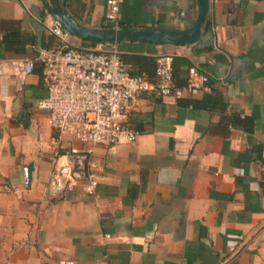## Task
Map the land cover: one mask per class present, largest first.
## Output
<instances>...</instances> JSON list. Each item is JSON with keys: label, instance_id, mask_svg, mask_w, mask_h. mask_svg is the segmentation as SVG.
I'll list each match as a JSON object with an SVG mask.
<instances>
[{"label": "crops", "instance_id": "obj_1", "mask_svg": "<svg viewBox=\"0 0 264 264\" xmlns=\"http://www.w3.org/2000/svg\"><path fill=\"white\" fill-rule=\"evenodd\" d=\"M59 4L84 27L115 29L105 0ZM196 17V0H121L116 29L181 31ZM207 20L191 44L100 42L170 58L179 87L193 66L207 90L141 98L125 114L135 141L96 147V194L64 195L53 164L78 144L36 109L41 65L19 66L61 47L55 20L41 0H0V264H264V0H209ZM65 33L70 47L92 42Z\"/></svg>", "mask_w": 264, "mask_h": 264}, {"label": "built area", "instance_id": "obj_2", "mask_svg": "<svg viewBox=\"0 0 264 264\" xmlns=\"http://www.w3.org/2000/svg\"><path fill=\"white\" fill-rule=\"evenodd\" d=\"M105 3V20L116 29L121 0ZM50 33L61 47L51 51L41 49L32 61L19 66L23 73L30 74L35 63L41 65L47 96L37 102L36 109L46 113L51 129L78 144L69 146L64 155L55 158L52 180L55 192L66 195L80 189L94 196L101 171L94 158L96 147L133 143L137 137V132L124 124L125 114L144 96L179 99L184 94L206 91L208 77L190 66L185 84L179 87L168 57L156 58L152 80L143 75L131 77L112 44L100 43L83 51L67 45V34L58 23L52 25ZM22 174L27 185V167L22 168Z\"/></svg>", "mask_w": 264, "mask_h": 264}, {"label": "water", "instance_id": "obj_3", "mask_svg": "<svg viewBox=\"0 0 264 264\" xmlns=\"http://www.w3.org/2000/svg\"><path fill=\"white\" fill-rule=\"evenodd\" d=\"M197 17L194 24L185 30L167 31L156 28L90 29L80 25L63 10L59 0L46 2L47 13L70 35L92 42L119 43L123 41L151 44L186 45L197 42L209 30L207 20L209 0H196Z\"/></svg>", "mask_w": 264, "mask_h": 264}, {"label": "trees", "instance_id": "obj_4", "mask_svg": "<svg viewBox=\"0 0 264 264\" xmlns=\"http://www.w3.org/2000/svg\"><path fill=\"white\" fill-rule=\"evenodd\" d=\"M41 1L43 2L44 6L46 7V0H41ZM106 27L109 28L111 26H104V25L102 26V28H106ZM118 28L124 29V28H127V26L124 23H119ZM3 40L6 41V38ZM95 44H97V42H86L85 48H87V49H81V50L88 51ZM120 57H121V61L126 66L127 72L129 73V75L131 77L146 75V77L150 80H152L154 78L155 67H156V64H155L156 58L147 57V56H143V55H136V54H125V53H120ZM189 103H191V102L189 101Z\"/></svg>", "mask_w": 264, "mask_h": 264}]
</instances>
